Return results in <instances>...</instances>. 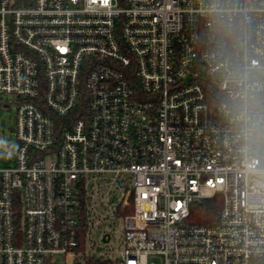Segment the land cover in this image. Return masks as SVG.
<instances>
[{"label": "built area", "instance_id": "1", "mask_svg": "<svg viewBox=\"0 0 264 264\" xmlns=\"http://www.w3.org/2000/svg\"><path fill=\"white\" fill-rule=\"evenodd\" d=\"M5 97L0 264H264V0H0Z\"/></svg>", "mask_w": 264, "mask_h": 264}, {"label": "rangeland", "instance_id": "2", "mask_svg": "<svg viewBox=\"0 0 264 264\" xmlns=\"http://www.w3.org/2000/svg\"><path fill=\"white\" fill-rule=\"evenodd\" d=\"M8 107L0 106V166L13 159V149L15 147V103L9 98ZM60 258H56L59 262ZM157 263V261H156Z\"/></svg>", "mask_w": 264, "mask_h": 264}, {"label": "trees", "instance_id": "3", "mask_svg": "<svg viewBox=\"0 0 264 264\" xmlns=\"http://www.w3.org/2000/svg\"><path fill=\"white\" fill-rule=\"evenodd\" d=\"M0 106L5 107V104L0 103ZM221 207L222 198L220 195H215L209 199L194 201L190 205L187 222L196 225H213L218 220ZM93 264L101 263L96 261Z\"/></svg>", "mask_w": 264, "mask_h": 264}]
</instances>
